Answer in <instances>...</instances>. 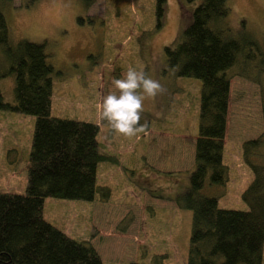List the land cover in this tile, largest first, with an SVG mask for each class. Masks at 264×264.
I'll list each match as a JSON object with an SVG mask.
<instances>
[{
  "label": "rangeland",
  "instance_id": "374dc122",
  "mask_svg": "<svg viewBox=\"0 0 264 264\" xmlns=\"http://www.w3.org/2000/svg\"><path fill=\"white\" fill-rule=\"evenodd\" d=\"M197 4L164 0L156 28L157 0H0L11 43L45 45L54 69L51 116L99 128L98 149L107 159L97 166L94 200L45 198L42 218L69 238L88 242L103 264L187 262L192 211L176 200L194 165L200 81L178 76L164 47L178 41ZM227 5L223 26L234 39L252 41L257 57L241 56L228 70L223 152L228 181L205 182L201 193L217 198L220 209L246 211L241 196L253 174L241 144L264 138V0H227ZM4 62L0 50V71L7 69ZM129 67L167 90L144 101L141 123H148L147 134L132 138L113 135L99 122L97 108L102 96L117 91L112 80ZM13 86L12 75L0 79V94L10 105ZM34 122L32 115L0 110V193L26 191ZM260 150L264 154V146ZM251 160L264 165L259 157Z\"/></svg>",
  "mask_w": 264,
  "mask_h": 264
},
{
  "label": "trees",
  "instance_id": "16d2710c",
  "mask_svg": "<svg viewBox=\"0 0 264 264\" xmlns=\"http://www.w3.org/2000/svg\"><path fill=\"white\" fill-rule=\"evenodd\" d=\"M197 1L178 41L164 47L166 61L178 76L200 81L194 165L186 190L176 200L179 207L192 211L186 264H262L264 165L251 158L264 160L260 150L264 138L241 144L253 174L241 196L248 210L220 209L217 198L201 193L205 182L224 185L228 181L223 163L228 70L241 56L255 59L257 47L252 41L234 39L223 26L229 13L227 0ZM163 2L157 0L156 28L161 26ZM44 46L26 40L11 43L0 12V50L7 65L0 79L14 77L15 101L7 104L0 94V110L35 117L26 191L0 193V264H103L88 242L69 238L42 218L45 198L93 201L97 166L107 159L98 149L96 124L51 116L54 69Z\"/></svg>",
  "mask_w": 264,
  "mask_h": 264
},
{
  "label": "clouds",
  "instance_id": "9594fccd",
  "mask_svg": "<svg viewBox=\"0 0 264 264\" xmlns=\"http://www.w3.org/2000/svg\"><path fill=\"white\" fill-rule=\"evenodd\" d=\"M112 86L117 91L102 96L97 105L99 122L113 135L132 138L140 133L147 134L148 123H141L144 101L164 95L166 88L158 79L134 67H129L121 78H114ZM155 115L159 118L162 113Z\"/></svg>",
  "mask_w": 264,
  "mask_h": 264
},
{
  "label": "crops",
  "instance_id": "0c3cea01",
  "mask_svg": "<svg viewBox=\"0 0 264 264\" xmlns=\"http://www.w3.org/2000/svg\"><path fill=\"white\" fill-rule=\"evenodd\" d=\"M153 139H154V138H153ZM153 139H152V140H153Z\"/></svg>",
  "mask_w": 264,
  "mask_h": 264
}]
</instances>
